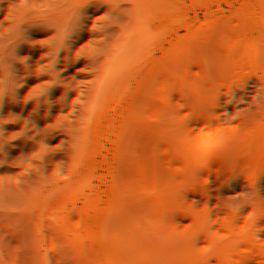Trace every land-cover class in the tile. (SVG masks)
<instances>
[{"label":"trees","instance_id":"obj_1","mask_svg":"<svg viewBox=\"0 0 264 264\" xmlns=\"http://www.w3.org/2000/svg\"><path fill=\"white\" fill-rule=\"evenodd\" d=\"M0 102V264H264V0H0Z\"/></svg>","mask_w":264,"mask_h":264},{"label":"clouds","instance_id":"obj_2","mask_svg":"<svg viewBox=\"0 0 264 264\" xmlns=\"http://www.w3.org/2000/svg\"><path fill=\"white\" fill-rule=\"evenodd\" d=\"M81 59V57H77V60H76V62H78L79 60ZM21 87H23V85H21ZM28 102V100H25V103H27ZM229 102H231V101H229ZM3 108V103L2 102H0V109H2ZM17 138H19V137H17ZM0 165H3V164H0ZM209 182V181H208ZM245 195V194H244Z\"/></svg>","mask_w":264,"mask_h":264}]
</instances>
